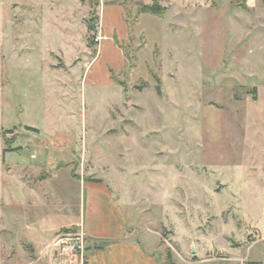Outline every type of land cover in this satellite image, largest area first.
I'll list each match as a JSON object with an SVG mask.
<instances>
[{
    "label": "rangeland",
    "instance_id": "rangeland-1",
    "mask_svg": "<svg viewBox=\"0 0 264 264\" xmlns=\"http://www.w3.org/2000/svg\"><path fill=\"white\" fill-rule=\"evenodd\" d=\"M153 2L163 16L140 11ZM237 6L0 0V263L35 257L19 249L30 219L47 234L76 218L82 178L160 233L165 262L254 239L264 254V16Z\"/></svg>",
    "mask_w": 264,
    "mask_h": 264
},
{
    "label": "crops",
    "instance_id": "crops-1",
    "mask_svg": "<svg viewBox=\"0 0 264 264\" xmlns=\"http://www.w3.org/2000/svg\"><path fill=\"white\" fill-rule=\"evenodd\" d=\"M245 1L246 7L237 6L236 11L247 12L248 15L253 16V22L256 14L264 16V7L259 6L260 2H264V0ZM106 5L104 4L102 8L103 12L106 10ZM102 22L104 23V18ZM105 38L106 36H104ZM78 184L81 191L80 206L76 218H66L63 223L50 226L47 234L45 229L38 226V222L33 219L28 220L29 223L26 222L21 229L19 239H22L23 242L21 241L20 252L28 254L31 250L36 253L30 264L165 263L158 247L160 233L156 230L154 235L149 234L148 236L143 230H138L135 227L136 221L127 213V204L124 199L116 193L115 188L108 181H92L89 178H82ZM63 228L69 229L70 232L62 233ZM66 229L64 231H67ZM22 230L25 232V236H21ZM59 233L65 237L58 239L57 246H54L53 242ZM71 241H82L83 251L72 253L60 250L59 242ZM248 243L249 247L245 252H241V247L233 248L230 252L232 257L221 260L203 256L200 251L201 245H190L189 250L195 252L194 256H184L177 252L172 258L174 264H221L219 261L235 262V264H264V254L256 256L251 252L256 240ZM238 255L240 257L236 259L235 257ZM0 264L8 263L1 262Z\"/></svg>",
    "mask_w": 264,
    "mask_h": 264
},
{
    "label": "trees",
    "instance_id": "trees-1",
    "mask_svg": "<svg viewBox=\"0 0 264 264\" xmlns=\"http://www.w3.org/2000/svg\"><path fill=\"white\" fill-rule=\"evenodd\" d=\"M140 11H145V12H153V13H157L160 14L161 16H163L165 8H163L158 2H153L150 4H140L139 6ZM90 29H92V27H89ZM89 180L92 181H101L99 179H93V178H89ZM164 264H174L172 255L170 253H168L166 262Z\"/></svg>",
    "mask_w": 264,
    "mask_h": 264
},
{
    "label": "built area",
    "instance_id": "built-area-1",
    "mask_svg": "<svg viewBox=\"0 0 264 264\" xmlns=\"http://www.w3.org/2000/svg\"><path fill=\"white\" fill-rule=\"evenodd\" d=\"M59 248L65 252H82L84 247L82 241L59 242Z\"/></svg>",
    "mask_w": 264,
    "mask_h": 264
}]
</instances>
